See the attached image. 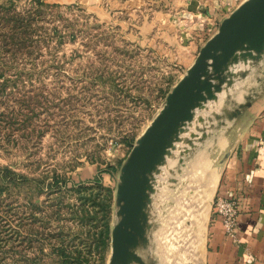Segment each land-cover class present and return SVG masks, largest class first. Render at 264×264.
<instances>
[{"label":"rangeland","instance_id":"1","mask_svg":"<svg viewBox=\"0 0 264 264\" xmlns=\"http://www.w3.org/2000/svg\"><path fill=\"white\" fill-rule=\"evenodd\" d=\"M169 7L162 0H0V21L20 11L11 47L0 42V175L8 166L13 178L0 218L5 209L16 217L11 238L0 240V264H57V241L88 243L91 230L72 211L73 186L95 195L97 180L111 191L110 237L102 260L84 249L85 264H107L119 168L163 104V90L199 49L189 50L200 39L193 32H163L157 10ZM12 22L0 32H14ZM198 154L183 164L167 157L155 175L145 251L157 264L196 263L201 253L216 173ZM58 195L63 204L55 213ZM29 197L41 207L36 218L26 217Z\"/></svg>","mask_w":264,"mask_h":264},{"label":"water","instance_id":"2","mask_svg":"<svg viewBox=\"0 0 264 264\" xmlns=\"http://www.w3.org/2000/svg\"><path fill=\"white\" fill-rule=\"evenodd\" d=\"M263 53L264 0H243L219 21L215 32L199 47L122 162L115 189L117 220L111 227L107 264H147L138 249L146 250L150 242V203L158 184L155 175L167 157H178L183 164L184 156L196 146L195 141L206 137L205 120H211L197 111L207 109L208 101H216L218 93L230 87L236 77L246 74L240 69V62L257 61ZM249 97L232 109L212 115L216 119L232 118L249 104ZM180 142L186 145L181 146ZM168 180L176 178L171 176Z\"/></svg>","mask_w":264,"mask_h":264},{"label":"crops","instance_id":"3","mask_svg":"<svg viewBox=\"0 0 264 264\" xmlns=\"http://www.w3.org/2000/svg\"><path fill=\"white\" fill-rule=\"evenodd\" d=\"M162 1L170 3L167 11L157 10L159 24L165 27L163 32L172 29L175 33L179 30L184 34L199 35L198 41L189 42V50L193 51L243 0ZM189 55L193 54L188 53L185 69L195 57ZM239 67L246 74L236 77L230 87L218 93L216 101H208L207 109L197 111L211 117L204 123L207 135L203 140L195 141L196 146L184 156L199 152L215 163V166L211 165L216 173L213 196H234L238 204L234 237L225 233L221 217L214 209L209 214L201 253L196 263L192 261L194 264H264V53L257 61L240 62ZM247 95H250L249 104L236 116L216 119L212 115V112L232 109L245 101ZM191 130L196 131L193 127ZM179 145L186 144L180 142Z\"/></svg>","mask_w":264,"mask_h":264},{"label":"trees","instance_id":"4","mask_svg":"<svg viewBox=\"0 0 264 264\" xmlns=\"http://www.w3.org/2000/svg\"><path fill=\"white\" fill-rule=\"evenodd\" d=\"M2 6H5V4H3ZM19 13L20 11L13 9L11 10V15L2 17V21H0L1 26L2 25L8 26L9 24L7 23V21L13 20L10 27L14 29L13 30L14 32L10 33V35L8 32H3V31L0 32V37H2L0 42L4 41V44L6 46L11 47L10 45L11 39L15 38L14 33L16 32L17 28L20 27L15 23L17 20H19L18 18ZM2 83H4V81H2ZM168 90L169 88L163 90V96H165ZM130 144H132V142H130ZM5 169H7L8 173H2L0 175V198H1L0 203L3 202V198L1 197V195L3 194V190L5 189V186H7L8 183L13 180V178H11L12 170L8 166H5ZM95 183H96L95 186L98 188L96 191L97 193L95 195L91 193L86 195L85 193H83V191L86 189L85 187L86 185L84 184L83 185L79 184L75 188L73 186V189L76 190V194H77L76 200L78 201L76 208L72 210L73 214H75L77 219H79L81 225L89 226L91 230V232L89 233L91 234L90 236L91 239L88 241V243L87 241L81 242L82 247H84L83 249L82 247H79L77 243L74 242L66 243L63 240H59L57 242L55 241L56 246L53 247L52 253L54 254V258H55L54 260L57 264L88 263L89 262L88 255L90 254V252L84 249H89V248H91L93 253L94 252L96 253V259L102 260L103 258L104 250L108 244L110 237V227L108 223V218L111 207V198H110L111 191L108 187H105L98 180ZM52 184H54V186L60 187L57 176L54 177ZM102 191H104L105 193L102 197H100V193ZM59 196L60 195L56 196L57 202L55 203V206L52 207L53 208L52 211L55 213H59L61 211L63 204V199L61 196L60 197ZM97 198H99L98 201ZM43 202H45V200H42V203ZM3 204L9 205L10 202H5ZM50 205L52 206L53 204L50 203ZM27 206H28V211L26 213L27 215L26 217L33 216L34 218H36L37 217L36 211L39 210L41 211V207L39 203L29 197V199L27 200ZM5 212L6 214H4L0 218V240L5 234H8V236H10L9 238H11L12 235L11 232H14V229L12 227L13 224L12 222H14L16 219L14 212L8 213L7 209H5Z\"/></svg>","mask_w":264,"mask_h":264},{"label":"built area","instance_id":"5","mask_svg":"<svg viewBox=\"0 0 264 264\" xmlns=\"http://www.w3.org/2000/svg\"><path fill=\"white\" fill-rule=\"evenodd\" d=\"M215 211L221 217L222 226L225 233L234 237L238 204L234 196H216Z\"/></svg>","mask_w":264,"mask_h":264},{"label":"flooded vegetation","instance_id":"6","mask_svg":"<svg viewBox=\"0 0 264 264\" xmlns=\"http://www.w3.org/2000/svg\"><path fill=\"white\" fill-rule=\"evenodd\" d=\"M138 251L141 254L144 261H146L147 264H157L155 259L150 257V255L144 249H140ZM131 264H138V263H131Z\"/></svg>","mask_w":264,"mask_h":264}]
</instances>
